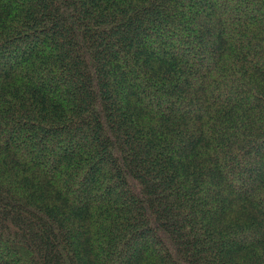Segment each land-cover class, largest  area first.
Returning a JSON list of instances; mask_svg holds the SVG:
<instances>
[{"label": "trees", "instance_id": "16d2710c", "mask_svg": "<svg viewBox=\"0 0 264 264\" xmlns=\"http://www.w3.org/2000/svg\"><path fill=\"white\" fill-rule=\"evenodd\" d=\"M0 264H264V0H0Z\"/></svg>", "mask_w": 264, "mask_h": 264}]
</instances>
